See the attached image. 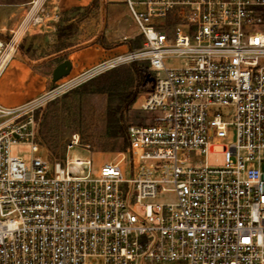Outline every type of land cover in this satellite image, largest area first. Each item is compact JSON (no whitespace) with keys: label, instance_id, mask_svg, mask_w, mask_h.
<instances>
[{"label":"built area","instance_id":"obj_1","mask_svg":"<svg viewBox=\"0 0 264 264\" xmlns=\"http://www.w3.org/2000/svg\"><path fill=\"white\" fill-rule=\"evenodd\" d=\"M123 1L141 42L109 62L148 64L147 120L106 160L71 153L78 135L50 160L0 106V264H264V0ZM31 2L0 70L43 20Z\"/></svg>","mask_w":264,"mask_h":264},{"label":"rangeland","instance_id":"obj_2","mask_svg":"<svg viewBox=\"0 0 264 264\" xmlns=\"http://www.w3.org/2000/svg\"><path fill=\"white\" fill-rule=\"evenodd\" d=\"M121 14L125 35L132 38L119 37L118 26L109 25L108 13L103 10L102 0L82 6L74 5L59 18L61 37L58 36V29L33 33L36 30L31 28L19 44L23 49L16 51L13 58L1 68L0 106L37 100L36 105L19 106L23 107L20 110L24 113L23 117L28 116L33 120L36 142L40 145V153L46 158L63 159L71 136L78 135V145L70 147L71 153L106 160L126 148L123 137H114L112 134L118 126L124 127L126 132L128 125L146 122V115L139 110L138 103L153 87L154 74L151 70L145 82L138 81L133 73L126 77L123 90L101 87L98 84L100 81H93L105 71L131 64L125 62L111 66L109 62L120 53L131 51L128 44L135 41L131 40L136 37V31L132 33L134 24L129 11ZM68 23L71 26H66ZM4 24L6 18L0 13V26ZM106 31H111L112 39L115 40L107 39L104 35ZM28 43L30 45L26 49ZM112 43L126 45L107 50ZM57 49L61 51L57 53L60 56L55 61L38 65L43 59H49L47 56ZM68 55V59L74 62L73 70L63 80L62 77L52 82L53 65ZM135 63L137 66L147 64L145 61ZM62 81H65L64 84ZM122 93L134 94L133 101L127 104L128 97L124 98ZM118 102L121 104L120 111L112 116L114 104ZM10 153L21 157L25 165H29L31 154L28 144H14L10 147ZM207 161L218 163L220 158L218 155H209ZM163 199L171 200L166 197Z\"/></svg>","mask_w":264,"mask_h":264},{"label":"crops","instance_id":"obj_3","mask_svg":"<svg viewBox=\"0 0 264 264\" xmlns=\"http://www.w3.org/2000/svg\"><path fill=\"white\" fill-rule=\"evenodd\" d=\"M31 1H33V0H0V13H3L4 17L6 18V24L0 26V38L9 37L10 31L21 21V19L23 18V16L27 12V10L31 7V3H32ZM37 1H38V4H42V6H43L44 16H43V20L41 23L32 27V28H34V30H36L33 33H36V32L44 33L47 31L58 29V36L61 37L62 35L60 33L61 32L60 29L62 27H60L58 25V22H59V18L61 17L62 13L74 5L75 6H82V5H86L88 3H91V2H95L96 0H37ZM25 5H29V6L26 8H24V7L21 8V6H25ZM102 7H103V10L108 13L109 25L114 26L113 24H116V26H118L117 35L120 34L119 37H121L123 39L132 38V36L127 37L125 35L124 21L122 20V17L120 16V15H122L121 13L123 11H126V12L128 11L127 6L124 3V1L123 0H102ZM129 17H130V15H129ZM103 19H104L103 22H105V17ZM132 22H133V20H132ZM70 24L71 23H68V25H66V26H71ZM133 24H134V22H133ZM30 30L31 29H29V31ZM108 30H110V29H108ZM135 31H136V35H134V36H136V37L131 39V40L139 39V43H140L141 37L139 36L137 28L134 24V30H132V33L133 32L135 33ZM7 32H8V36L6 37ZM104 35L106 36L107 39L115 40V39H112L111 31H106V33ZM127 44H128V42H127ZM29 45H30V43H28V47H26V49L29 48ZM115 45L116 44L112 43L111 45H109L110 47L107 48V50L113 49L112 47H117V48L123 47L126 44L116 45V46ZM128 45H130V44H128ZM21 49H23V47L21 45H19L18 50L21 51ZM60 51H61V49H57L56 51L50 53L47 56L50 58L49 59H43V61H40L38 63V65H41V64H44L47 62H51V61H55V59H57L60 56V55H57V53ZM74 53H76V52H74ZM70 55L65 56L66 58L63 57L61 60L56 62L53 65V69L62 60L70 58ZM70 64H71V68H70V71H71L74 68V62L71 60ZM64 78L65 77H63L62 80ZM62 82H63L62 84H64L65 81H62ZM24 104L25 103H19V104L4 105V106L14 107V106H19V105H24Z\"/></svg>","mask_w":264,"mask_h":264},{"label":"trees","instance_id":"obj_4","mask_svg":"<svg viewBox=\"0 0 264 264\" xmlns=\"http://www.w3.org/2000/svg\"><path fill=\"white\" fill-rule=\"evenodd\" d=\"M139 45H140L139 39H136L135 41H132L130 43V49L132 50L136 49L139 47ZM149 70L150 69H149L148 64L143 65V66H137L135 62H131V64L129 65L118 66L111 70L105 71L101 73L100 75H98L95 79H93V81L94 82L100 81L98 82V84L101 87H105L108 89L115 87V88H120L121 90H123L126 77L130 76L133 73L138 79V81L141 80L145 82L148 76H150ZM122 95L124 98L128 97L127 104H130L134 99V94H123L122 93ZM120 108H121L120 102L115 103L114 108H113L114 110H112V113H111L112 116H114L117 111L119 112ZM116 129L112 132L113 136L114 137L117 135L122 136L124 143L126 145L127 139H126V132H125L124 127L118 126ZM46 147L48 151H51V148L49 146H46Z\"/></svg>","mask_w":264,"mask_h":264},{"label":"water","instance_id":"obj_5","mask_svg":"<svg viewBox=\"0 0 264 264\" xmlns=\"http://www.w3.org/2000/svg\"><path fill=\"white\" fill-rule=\"evenodd\" d=\"M71 68L70 61L68 59L62 60L58 63L51 72L52 82H56L60 78L66 76Z\"/></svg>","mask_w":264,"mask_h":264}]
</instances>
